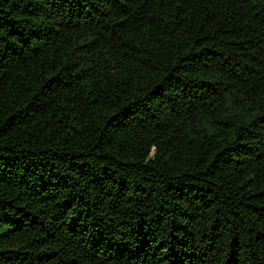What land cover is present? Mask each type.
Returning a JSON list of instances; mask_svg holds the SVG:
<instances>
[{
    "label": "trees",
    "instance_id": "trees-1",
    "mask_svg": "<svg viewBox=\"0 0 264 264\" xmlns=\"http://www.w3.org/2000/svg\"><path fill=\"white\" fill-rule=\"evenodd\" d=\"M0 264H264V0H0Z\"/></svg>",
    "mask_w": 264,
    "mask_h": 264
}]
</instances>
